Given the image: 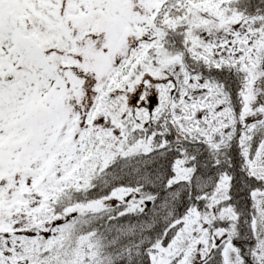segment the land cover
I'll return each instance as SVG.
<instances>
[{
	"label": "snow or ice",
	"instance_id": "snow-or-ice-1",
	"mask_svg": "<svg viewBox=\"0 0 264 264\" xmlns=\"http://www.w3.org/2000/svg\"><path fill=\"white\" fill-rule=\"evenodd\" d=\"M0 264H264V0H0Z\"/></svg>",
	"mask_w": 264,
	"mask_h": 264
}]
</instances>
